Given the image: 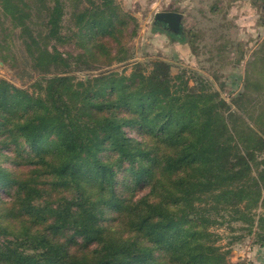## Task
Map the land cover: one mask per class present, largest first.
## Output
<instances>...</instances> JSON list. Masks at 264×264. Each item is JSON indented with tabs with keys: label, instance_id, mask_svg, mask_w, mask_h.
<instances>
[{
	"label": "trees",
	"instance_id": "trees-1",
	"mask_svg": "<svg viewBox=\"0 0 264 264\" xmlns=\"http://www.w3.org/2000/svg\"><path fill=\"white\" fill-rule=\"evenodd\" d=\"M62 7L56 0L54 35ZM104 12L96 9L84 27L117 34L120 26L113 16L101 19ZM42 57L71 67L72 56L56 48ZM109 77L118 88L112 84L90 95L69 86L67 76H56L46 98L0 78V136L11 133L16 139L7 146L21 143L35 152L27 161L20 157L31 169L13 178L0 167V188L14 189L10 200L0 196L6 224L0 235L13 236L0 240V264H227L226 254L206 244L216 238L209 228L220 223V209L246 218L239 204L264 181V160L257 161L264 129L252 130L248 146L234 144L222 114L227 103L182 88L165 63L156 62L149 76L141 74L140 86L116 73ZM136 126L145 140L134 147L123 128ZM106 150L130 163L135 177L125 184L133 192L144 190L139 200L118 194L113 166L119 164L99 155ZM8 158L21 166L14 155ZM111 214L114 228L105 223Z\"/></svg>",
	"mask_w": 264,
	"mask_h": 264
},
{
	"label": "rangeland",
	"instance_id": "rangeland-1",
	"mask_svg": "<svg viewBox=\"0 0 264 264\" xmlns=\"http://www.w3.org/2000/svg\"><path fill=\"white\" fill-rule=\"evenodd\" d=\"M61 2L59 34L54 35L50 20L56 0H0L1 79L36 98H46L48 82L56 76H67L74 90L94 95L112 84L118 88L117 81L109 80L113 73L140 86V75H151L155 63L162 62L168 66L174 81L184 84L182 88L206 91L218 103H227L222 114L234 144L244 148L254 137L253 131L264 129V0ZM96 9L105 11L101 19L113 16V24L120 26L117 34L112 33V28H98L96 34L84 27L88 17L95 16ZM164 12L181 15V31L175 32L155 20L156 14ZM89 37H94L96 43ZM93 44L95 52H91ZM54 48L65 57L72 56L69 69L57 62L48 64L46 57H42ZM104 98L99 93V99ZM123 131L133 140L134 147L137 146L134 141L145 140L139 126L124 127ZM15 139L11 133L6 139L0 136V167L11 178L15 172L31 169L20 157L27 161L35 156L33 150H27L28 146L21 143L7 146ZM10 155L16 157L20 167L9 160ZM99 155L109 163L119 164L113 166L118 194L125 191L126 197L139 200L144 190L140 191L139 186L133 192L125 184L135 177L134 172L128 171L130 163L125 161V156L122 159L117 151L111 150ZM263 160L264 152L257 153V161ZM135 166L136 172L139 166L137 163ZM253 171L257 178L256 166ZM12 194L13 185L0 188L2 200H10ZM64 194L71 196L73 192ZM247 196L238 207L245 213V219H240L233 210L220 209V223L209 228L216 238L214 242L206 240V244L214 243V247L226 254L227 264H264V181ZM108 217L105 223L114 228L117 223L114 215ZM1 226L6 227L2 218L0 232ZM6 238L12 240L13 236L0 235L1 241Z\"/></svg>",
	"mask_w": 264,
	"mask_h": 264
},
{
	"label": "water",
	"instance_id": "water-1",
	"mask_svg": "<svg viewBox=\"0 0 264 264\" xmlns=\"http://www.w3.org/2000/svg\"><path fill=\"white\" fill-rule=\"evenodd\" d=\"M155 20L162 22L175 32H179L182 29L181 15L176 12L158 13L156 14Z\"/></svg>",
	"mask_w": 264,
	"mask_h": 264
},
{
	"label": "flooded vegetation",
	"instance_id": "flooded-vegetation-1",
	"mask_svg": "<svg viewBox=\"0 0 264 264\" xmlns=\"http://www.w3.org/2000/svg\"><path fill=\"white\" fill-rule=\"evenodd\" d=\"M158 22H160V21H158ZM162 23V22H161Z\"/></svg>",
	"mask_w": 264,
	"mask_h": 264
}]
</instances>
